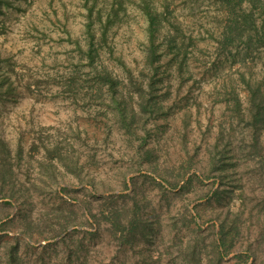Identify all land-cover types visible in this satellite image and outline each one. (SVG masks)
Segmentation results:
<instances>
[{
    "label": "rangeland",
    "instance_id": "obj_1",
    "mask_svg": "<svg viewBox=\"0 0 264 264\" xmlns=\"http://www.w3.org/2000/svg\"><path fill=\"white\" fill-rule=\"evenodd\" d=\"M6 1L0 11V64L19 73L22 87L20 94L0 100V139L14 162L23 146L17 172L27 185L18 202L0 199V264H199L201 255L204 264H264L259 208L221 263L211 247L215 234L210 227L229 208L241 211L242 200L253 209L263 197L264 187L255 181L260 157L249 153L251 130L237 126L230 99L219 87L231 79L245 97L242 72L264 82V47L219 44L227 18L215 0H154L150 9L163 20L158 72L151 74L158 107L153 114L138 111L129 130L107 87L101 101L98 83L85 82L92 75L83 51L94 9L97 24L111 23L102 47L104 64L123 79L139 110L138 89L126 70L139 74L149 64L150 24L143 0ZM95 28L99 32L101 25ZM165 34L181 45L177 59ZM221 122L236 128L226 129L234 138L227 148L220 142L216 147ZM46 146L59 148L60 156L53 160ZM146 148L154 151L155 163L145 158ZM224 150L227 157L221 159ZM52 161L54 172H48ZM188 167L186 178L195 176L190 189L178 194L185 182L179 188L171 183ZM218 188L228 190L224 195L232 191L224 205L210 203ZM114 207L125 210L129 222L136 220L134 212L150 222L152 237L125 244L123 234L131 228L123 227L129 222L120 231L113 227L107 217ZM203 238L194 258L189 244Z\"/></svg>",
    "mask_w": 264,
    "mask_h": 264
},
{
    "label": "trees",
    "instance_id": "obj_2",
    "mask_svg": "<svg viewBox=\"0 0 264 264\" xmlns=\"http://www.w3.org/2000/svg\"><path fill=\"white\" fill-rule=\"evenodd\" d=\"M153 1L154 0H143L142 4L143 11L148 17L150 24L148 29L150 45L147 55L149 64L147 67L141 68L139 74L135 73L132 68L126 70L129 83L134 84L138 89L136 91V94L138 93L137 105L139 110H137V108H135V106L133 105L134 97L132 96V94L128 95V93L124 91L123 88L125 87V84L123 83V79L120 76L114 74V72L104 64V61L102 59V47L103 45H107L108 43L107 34L108 28L111 23L109 22L105 27H103L102 23L97 24L93 19L94 9H92L89 14V19L90 21H92V23L87 24L86 26V50L83 51V53L88 59V66L90 67V74L92 75V77L90 78V80L86 78L85 82L89 83V81L95 80L98 83L99 93L97 95L101 99V101L106 100V93H104L103 90L104 87H107L109 97L112 99V101H114V105L118 109L117 111L124 126L129 130L133 129L132 123L135 121L138 111L139 114L141 112L153 114L155 112V109L158 107L156 96L153 95V91L155 90V79L151 74L155 75L158 72L156 63L158 62L161 54H159L160 44L157 43V36L158 34H162L161 26L163 20L159 18L160 15L158 11L153 12L150 9V4H152ZM215 1L220 4L221 9L223 10V15L225 18H227V20L222 25L220 36L216 38V41L219 44H223L228 48L238 46L241 43L246 44L249 49L253 48V45L264 47V0ZM8 4V1L0 0V11L2 8L5 9ZM97 18L101 22L102 14L99 13ZM95 25H101L99 32L98 30H96ZM175 28L180 31L178 27L175 26ZM162 37L167 41L169 47H171L174 59L180 57L182 55V49L181 45H178L176 37L173 38L171 34H165ZM85 46L81 45V50H83ZM178 68L180 72H183L184 68L182 65H180ZM13 75L14 77H12ZM74 80H76V78ZM240 81L243 85L246 86L247 96H241V93L237 91V86L231 79L222 83L221 87H219V93L228 95V99H230L228 106L231 108L237 126L245 124L246 126H248L247 128L251 130L250 138L252 142V148L249 153L250 155L252 154L253 156L260 157V162L258 163L259 171L255 181L259 180L260 184L264 187V82H253L254 78L252 76L248 77L245 72L241 73ZM21 87L22 80L19 76V73H15L14 71L10 72V70H4L0 64V100L9 98L12 95L20 94ZM128 122H130V125H128ZM226 129H230V131L232 132L236 131L233 123H231L229 128H226V126L223 127V124L221 122L220 133L216 147H218L220 143H223L225 148L233 145V134L232 132L230 133V131L227 134ZM46 148L48 153L52 155L51 158L53 160L55 159V157L60 156L58 154L59 148L56 147L53 150H51V148H48V146H46ZM23 150V146H20L21 152L18 153V155L16 156V162H14V157L12 156V151L9 148V145L5 143L3 138L0 139V199L10 198L18 202L22 197L26 196L25 187L27 184L19 181L17 172V169L21 167ZM55 151L56 154H53L55 153ZM221 155V159L222 157H227V151L224 150ZM154 156V151L149 148L145 149V158L152 164L155 163V158H153ZM225 158H223L222 161H224ZM61 160L64 161L65 159L61 158ZM213 162L215 164L217 163L215 159H213ZM46 165H48L46 168L48 172H54V161H52L51 164ZM233 165V167H235L237 166V163L235 162ZM155 168L156 170L158 169L157 165H155ZM215 168H218V166H215ZM183 169L184 168H182L180 178L178 179L176 184L171 183L174 188H179L181 181L185 182V184L180 187V191L178 192V194H181L182 192L190 189L193 177L195 176L193 175L187 179V174L192 168L188 167L184 170ZM220 170L225 169L224 167H221ZM226 175L227 174H223V179ZM223 184L224 180L222 181V186ZM226 191L222 190L221 188L216 189L211 197L210 203L212 204L213 202H215L219 205H224L223 203L225 197L232 192L229 191L227 195H224V193H227ZM243 193L244 191H241V196L243 195ZM7 203L11 204V202ZM242 203L243 208H241V211L234 212L229 208V210L224 212L222 215L218 214L216 218L217 220H215V222L210 226L214 229L215 234L214 239L211 243V247L216 250V255H218L217 262L219 263L223 261L225 255L232 253V251L235 249L236 241L238 240V237L240 236L242 230L247 227L248 223L253 222L255 216L254 209L259 208L256 213L259 215L258 220L259 217L264 214V193L261 201L256 204L253 209L244 200H242ZM124 211L125 210L114 207L109 212L110 214L107 217L109 221L112 222L113 227L117 229V231H120V227L129 222V217L125 215ZM137 214V212H134L133 214V217H135L136 219L135 221L131 220L128 225L123 226L127 229L131 228L129 229V235L125 236V234H123L124 243L131 246L135 245L138 237L149 239L155 232L152 224L147 220H142L137 216ZM199 216L202 217L201 215ZM126 220L127 222H125ZM259 223L260 222H258V224ZM195 224L198 229L202 230L201 225L198 224L196 220ZM205 239L206 238H203V240L197 239L195 243L189 244L190 254L194 258L197 255L198 245L200 243V245L204 244ZM236 257L241 258L243 257V254H238ZM199 260V264H204L202 255L201 258L199 257ZM147 263L150 264L152 262L147 260ZM187 263L191 262L186 260V264Z\"/></svg>",
    "mask_w": 264,
    "mask_h": 264
}]
</instances>
